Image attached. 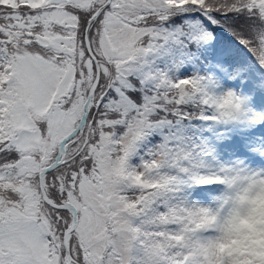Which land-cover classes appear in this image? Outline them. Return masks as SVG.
<instances>
[{
  "label": "snow or ice",
  "instance_id": "obj_1",
  "mask_svg": "<svg viewBox=\"0 0 264 264\" xmlns=\"http://www.w3.org/2000/svg\"><path fill=\"white\" fill-rule=\"evenodd\" d=\"M264 0H0V264H264Z\"/></svg>",
  "mask_w": 264,
  "mask_h": 264
},
{
  "label": "rangeland",
  "instance_id": "obj_2",
  "mask_svg": "<svg viewBox=\"0 0 264 264\" xmlns=\"http://www.w3.org/2000/svg\"><path fill=\"white\" fill-rule=\"evenodd\" d=\"M244 236L233 241L234 250L243 257L264 261V197L256 201L254 215L243 224Z\"/></svg>",
  "mask_w": 264,
  "mask_h": 264
}]
</instances>
